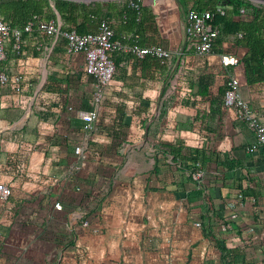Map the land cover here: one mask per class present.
<instances>
[{"label":"crops","instance_id":"crops-1","mask_svg":"<svg viewBox=\"0 0 264 264\" xmlns=\"http://www.w3.org/2000/svg\"><path fill=\"white\" fill-rule=\"evenodd\" d=\"M86 2L100 11L91 14L90 29L102 14L119 26L122 0ZM177 17L171 30L180 33ZM131 33L115 37L131 42ZM58 42L49 39L45 57L33 54L30 41L23 63L8 50L7 66L23 73L21 84L42 58L50 86L43 89L49 117L39 106L22 129L21 147L4 144L10 152L3 162L17 166L18 180L9 199L17 207L15 221L0 226L4 264H225L223 255L237 248L245 254L242 264H264L263 166L245 151L253 132L222 104L219 53L228 48L216 46L201 62L188 52L167 64L112 52L113 80L81 159L72 148L83 137L78 112L90 108L91 77L82 70L81 53L69 57ZM199 72L209 75L208 83ZM242 92L264 112V81L243 83ZM3 96L0 89V128L26 109L23 95L15 94L10 107ZM30 144L24 161L21 149ZM198 164L203 175L196 179ZM32 212L31 224L23 226Z\"/></svg>","mask_w":264,"mask_h":264},{"label":"built area","instance_id":"built-area-1","mask_svg":"<svg viewBox=\"0 0 264 264\" xmlns=\"http://www.w3.org/2000/svg\"><path fill=\"white\" fill-rule=\"evenodd\" d=\"M122 1V8L125 6L130 8H139L141 5L150 6L156 15V19L158 17V7L162 6L163 11L166 13L165 15L169 16L167 21H165L169 25L176 22L178 18L167 0ZM175 1L179 8L181 32L164 33L160 31L162 42L141 43L137 33L130 34L131 42H123L115 37V31L109 18L104 15L99 17L94 29L85 32H78L73 27L64 30L60 16L57 18H43L34 14L22 25H12L0 16V89H9L10 82H12L14 83L12 87H14L20 99L25 90V87L21 84L23 73L16 72L12 74L6 64L8 49L14 53L17 61L23 63L24 46L29 44L31 39L33 47L47 57L49 54V39L53 44L61 37H64L66 39L65 54L71 57L75 53H81L82 70L91 77L90 108L87 110L81 109L78 112L83 121V137L72 148L73 153L78 155L79 158H85L90 136L97 128V121L105 94L113 80L116 69L111 52L118 50L139 58L151 55L157 58L160 63L167 64L172 58L184 56L188 52H192L199 59H204L214 50L215 41L220 34L222 23L227 15V6L230 5L219 2L214 7L198 9L191 5H183L180 0ZM261 6H264V3L256 0H249V3L240 4L238 5L235 18L241 20L249 19L253 16L254 9ZM240 36H242V32L228 35L227 38L234 39ZM235 50V48H230L219 53L220 64L225 69L222 104L225 108H232L236 117L244 121L253 132L254 138L245 147V151L251 159H256L257 157L261 159L264 173V112L252 107L243 95L241 78L228 69L238 64V55ZM46 75L47 72L43 69L33 99L44 84ZM244 83L247 84L246 82ZM30 104L26 111L29 110ZM17 123L18 121H14L0 128V137L11 135L16 130ZM202 175V166L198 164L193 176L199 179ZM11 194V187L0 182V197L5 201H9ZM55 208L63 210L62 203L57 201ZM81 224L82 226H87L88 220H82ZM196 225L199 226L200 222L197 221Z\"/></svg>","mask_w":264,"mask_h":264},{"label":"trees","instance_id":"trees-1","mask_svg":"<svg viewBox=\"0 0 264 264\" xmlns=\"http://www.w3.org/2000/svg\"><path fill=\"white\" fill-rule=\"evenodd\" d=\"M52 1L63 22L73 23V28H75L78 32L91 30L88 27V24L94 21V18L91 16V14L96 17L100 14L99 9L89 8L86 1ZM92 1L93 0H90V2ZM180 1L183 5H191L192 7L198 9L211 8L219 2L227 3L228 5H230L231 11L227 9V15L225 16V19L222 23L220 34L215 41L214 48L216 46L223 47V45H220V42L222 40H228V35H235L237 32H242V36L234 38V40L236 41V47L243 50L241 55L238 56V66L241 77L246 83L264 81V6L256 7L251 18L241 20L236 19L235 15L238 10V5L249 3V1L247 0ZM167 2L170 3L171 7H173V11L176 12L177 16H179V8L176 4V1L167 0ZM34 14L39 15L43 18H51L55 15L52 12V7L49 0L0 1V16L3 18V20L12 25H22L28 18H30ZM119 14L120 19L118 20V27H114L112 20L108 15H101L107 16L109 18L111 26L115 31L116 37L123 31H131L132 33H137L139 35L141 43L156 41L162 42L160 34L153 27L156 21V15L152 11L150 6L141 5L139 8H130L125 6ZM70 28H72V26H63L64 30ZM58 44L59 46L65 47L66 39L64 37H61ZM33 49L35 50L33 51L34 55H38L40 53L34 47ZM151 57L155 58L154 56ZM49 86V82L46 80L42 89H47L49 91ZM221 93L223 96L224 88L221 90ZM45 107L47 108L45 112L49 111V105H46ZM226 255H223V262L225 264H235L238 261L241 262L240 264H242L245 261L244 252H241L238 248L231 249L226 253Z\"/></svg>","mask_w":264,"mask_h":264},{"label":"rangeland","instance_id":"rangeland-1","mask_svg":"<svg viewBox=\"0 0 264 264\" xmlns=\"http://www.w3.org/2000/svg\"><path fill=\"white\" fill-rule=\"evenodd\" d=\"M225 4H227V3H225ZM227 7H228L227 9L229 11H231L230 10L231 6H227ZM181 9H182V7H181ZM158 10H159L158 14H157L158 17H157L153 27L158 31V33H160V31H162L164 33H171L172 32L171 28L174 25H169L168 23H165V21H167L169 16L165 15L166 13L163 11L162 6H160V8L158 7ZM180 12H182V10H180ZM220 45H223V47L225 46L228 49L235 48L237 55L238 56L241 55V50L236 47V41L234 39L222 40L220 42ZM216 51H218V50L214 49V51H212V52H216ZM8 55L9 54L7 53V58H8ZM192 58H194L192 61L201 62L200 59L195 57V56H193ZM42 61H43V59L40 58L39 63H38V68L35 70V72H32V74L28 75L25 78V83H23L25 90L23 92V96H24L23 99L24 100L22 101V103L26 109H25V112L23 113L22 117L18 120L16 130L11 135H8L7 137H3V136L0 137V174H3L5 176V178L1 177L2 180H0V182H4L5 184H7L11 188L18 186V180H17V174H16L17 173V170H16L17 166H12L11 168L8 165L5 166V163L3 161L6 158V154L9 153L10 151L6 150L4 144H5V142L10 141L11 143H13L15 145L19 144V146H20L22 141L27 139L26 136L24 135V132L22 131V129L25 126V124H27L28 121H30V119L32 118L34 110L39 109L38 108L39 106H42L43 107L42 109H45V106L49 105V101H48L49 100V92L44 91L42 89L44 84L37 91L35 98L33 99L34 92L37 89L38 82H39V79H40L41 74H42V69H43ZM9 63H10V61L9 62L6 61L7 65ZM206 63H207V60L204 61L203 64H206ZM230 68H231L232 72H234L237 75L238 74L240 75L238 64L235 66H231ZM46 72H47V77H48V74H49L48 68H47ZM47 77H46V79H47ZM240 77H241V75H240ZM199 78H200V82H202V83L203 82L208 83V81H209V75L205 74V72L203 74H202V72H199ZM241 80L243 83L245 82L242 79V77H241ZM27 81H29V84L26 83ZM180 81L182 82L181 84H184V80L180 79ZM13 85H14V83L10 82V88L3 90L4 96L1 100H2V102L5 103V107H10L14 103L13 96L16 94V92L14 90V87H12ZM32 99H33V102H32ZM29 104H30V108L28 111H26ZM42 109L38 111L39 114L42 117L48 118L49 112H45V111L43 112ZM91 138H92V136H91ZM91 138H90V140H92ZM27 146L29 148H22L21 149L22 150L21 154H22V158L24 159V161L26 160L28 151L31 149V147H33V144H30ZM39 179H41V178H39ZM0 209H3V215H4V216H2V213L0 210V226L4 225V224H7V225L12 224L15 221V216H14L13 212L17 211L16 205L11 203V201H5L0 197ZM31 216H33V212L30 214V216H27L28 219H23V221H22L24 224L23 226H27V225L31 224V222H30ZM0 264H4L3 259H0Z\"/></svg>","mask_w":264,"mask_h":264},{"label":"water","instance_id":"water-1","mask_svg":"<svg viewBox=\"0 0 264 264\" xmlns=\"http://www.w3.org/2000/svg\"><path fill=\"white\" fill-rule=\"evenodd\" d=\"M77 1H90V0H77ZM256 1H259V2H263L264 3V0H256Z\"/></svg>","mask_w":264,"mask_h":264},{"label":"bare ground","instance_id":"bare-ground-1","mask_svg":"<svg viewBox=\"0 0 264 264\" xmlns=\"http://www.w3.org/2000/svg\"><path fill=\"white\" fill-rule=\"evenodd\" d=\"M45 73V72H44Z\"/></svg>","mask_w":264,"mask_h":264}]
</instances>
